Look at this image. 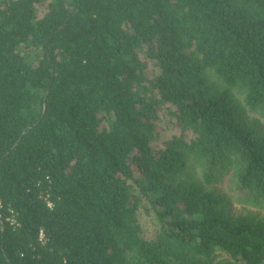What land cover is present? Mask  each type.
Returning <instances> with one entry per match:
<instances>
[{
  "label": "trees",
  "instance_id": "trees-1",
  "mask_svg": "<svg viewBox=\"0 0 264 264\" xmlns=\"http://www.w3.org/2000/svg\"><path fill=\"white\" fill-rule=\"evenodd\" d=\"M253 114L264 0H0V264H264Z\"/></svg>",
  "mask_w": 264,
  "mask_h": 264
},
{
  "label": "rangeland",
  "instance_id": "rangeland-1",
  "mask_svg": "<svg viewBox=\"0 0 264 264\" xmlns=\"http://www.w3.org/2000/svg\"><path fill=\"white\" fill-rule=\"evenodd\" d=\"M251 117H256L257 119L261 120V122L264 124V117H260L256 114H253ZM227 187L229 186V184L227 183L226 185ZM231 195L235 201V203L238 202V200H241L240 203H244V198H246L245 194L242 193V192H237V191H232L231 192ZM251 206V205H250ZM249 207V206H248ZM236 210L237 211H240V210H243V207L241 205H236Z\"/></svg>",
  "mask_w": 264,
  "mask_h": 264
}]
</instances>
